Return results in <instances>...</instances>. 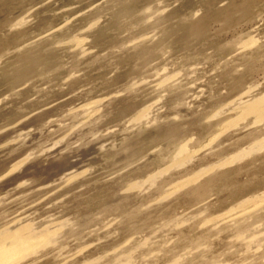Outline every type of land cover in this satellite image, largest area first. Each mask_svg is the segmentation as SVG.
<instances>
[{"label": "rangeland", "instance_id": "374dc122", "mask_svg": "<svg viewBox=\"0 0 264 264\" xmlns=\"http://www.w3.org/2000/svg\"><path fill=\"white\" fill-rule=\"evenodd\" d=\"M259 99L264 0H0L17 264H264Z\"/></svg>", "mask_w": 264, "mask_h": 264}, {"label": "bare ground", "instance_id": "6f19581e", "mask_svg": "<svg viewBox=\"0 0 264 264\" xmlns=\"http://www.w3.org/2000/svg\"><path fill=\"white\" fill-rule=\"evenodd\" d=\"M263 100H255L251 103L247 110L250 113H257L259 118H264ZM246 152L234 157V159L241 158ZM187 158L177 160L175 164H181L186 161ZM168 168L163 171L167 172ZM161 172L160 174H163ZM65 223L55 229L48 232L45 235L44 231H36L31 224L15 225L11 228L3 229L0 231V264H17L28 254L34 252L37 248L39 240L45 239L46 242L54 241L59 234V229L62 228ZM44 234V235H43ZM61 235V234H59Z\"/></svg>", "mask_w": 264, "mask_h": 264}]
</instances>
